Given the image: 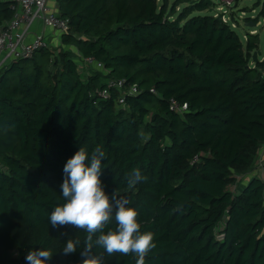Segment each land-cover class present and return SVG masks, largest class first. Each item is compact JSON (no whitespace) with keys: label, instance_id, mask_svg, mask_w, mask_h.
Wrapping results in <instances>:
<instances>
[{"label":"trees","instance_id":"obj_1","mask_svg":"<svg viewBox=\"0 0 264 264\" xmlns=\"http://www.w3.org/2000/svg\"><path fill=\"white\" fill-rule=\"evenodd\" d=\"M54 1L70 22L61 44L0 71V264H26L43 247L58 250L50 264H80V250L62 247L86 234L48 217L66 202L63 167L81 146L104 149L106 194L127 197L140 231L153 234L145 264H264V178L240 181L264 145L259 33L245 38L217 20L214 0ZM14 15L0 0V26ZM111 80L138 93L122 104ZM172 97L188 109L172 110ZM135 168L148 179L130 186ZM95 251L104 264L138 259Z\"/></svg>","mask_w":264,"mask_h":264},{"label":"clouds","instance_id":"obj_2","mask_svg":"<svg viewBox=\"0 0 264 264\" xmlns=\"http://www.w3.org/2000/svg\"><path fill=\"white\" fill-rule=\"evenodd\" d=\"M11 125L6 130H11ZM106 159L104 149L97 146L91 154L81 146L70 157L63 167V182L60 185L61 195L66 201L54 207L49 214L52 228L71 227L76 232L83 231L86 235L68 238L62 247V255L68 256L80 250V264H104L103 254L95 249L102 248L109 256L114 254H134L136 264H145V257L156 247L151 232H141L137 220L138 211L129 206L131 201L114 191L111 196L106 194L101 181L103 164ZM148 177L139 168L126 174L125 180L130 186L146 182ZM115 222V230L105 229ZM67 235L61 231L60 237ZM82 249V250H81ZM58 251V250H57ZM43 247L28 251L26 264H50L54 254Z\"/></svg>","mask_w":264,"mask_h":264},{"label":"built area","instance_id":"obj_3","mask_svg":"<svg viewBox=\"0 0 264 264\" xmlns=\"http://www.w3.org/2000/svg\"><path fill=\"white\" fill-rule=\"evenodd\" d=\"M5 1L10 2V6L15 11V15L11 20L0 26V71L6 64L18 59L31 58L38 50L49 46L48 41L42 34H36L32 40H27L30 34V27L35 20H41L45 27L57 31L61 35L70 31L69 19L60 15L58 8L52 6V0L51 2L50 0ZM221 2L230 7L235 0H221ZM227 11L224 10L226 13ZM226 13L223 15L225 22L228 21L226 20ZM84 61L88 65L96 64V66L104 68V65L93 57H85ZM109 86L118 87L122 90V97L120 98L122 104H125L126 94L138 93V86L136 84L130 85L127 89L124 80H111ZM152 92L156 93V90L152 89ZM102 94L106 97L109 96V92L106 90ZM170 108L178 113H184L188 109V104L181 103L172 97L170 98ZM260 152L257 160V169L263 167L262 161L264 155Z\"/></svg>","mask_w":264,"mask_h":264},{"label":"rangeland","instance_id":"obj_4","mask_svg":"<svg viewBox=\"0 0 264 264\" xmlns=\"http://www.w3.org/2000/svg\"><path fill=\"white\" fill-rule=\"evenodd\" d=\"M236 1V0H235ZM263 2V0H261ZM51 2V0H50ZM259 0H237V3L234 2L230 7L225 5L221 0H214V5L212 8V11L209 9L207 12L209 13H215L216 16L224 12V10H228L226 15V20H229L230 23H232L234 26H236L234 29L239 33L240 36L247 35L248 32L253 33L257 32L260 36V49L264 53V19L260 18L258 24L250 26L254 21L249 20V17L251 18H257L259 15V12L261 10V5H258ZM182 7H179L178 10H181ZM171 14V12H170ZM235 18V19H233ZM225 22V21H224ZM253 31V32H252ZM81 64V62H80ZM261 154L264 155V145L261 149ZM262 168H264V158L262 161ZM260 169H257V167L254 170V174H259ZM263 174V172H262ZM251 175V174H250ZM253 175V174H252ZM250 177H246V179H249ZM247 181V180H246Z\"/></svg>","mask_w":264,"mask_h":264},{"label":"crops","instance_id":"obj_5","mask_svg":"<svg viewBox=\"0 0 264 264\" xmlns=\"http://www.w3.org/2000/svg\"><path fill=\"white\" fill-rule=\"evenodd\" d=\"M51 4H52V6H56L57 7L56 1L52 0ZM36 34H42V35H44V37L48 41L49 45L57 46V45H60L61 42H62V35L59 32H57V31H54V30H52V29H50L48 27H45L44 24H43V22L41 20H35L33 22V24L30 27V34H29L27 40H32L33 37ZM259 50H261V49H259ZM263 54L264 53L262 52V54H261L262 58H263ZM261 56H259V58ZM254 170L251 171V172H248L244 176H242V178L240 180L241 183L246 184L252 176L256 175V174H254ZM262 172H263V174H262ZM262 175H263V178H264V168H261L260 169L259 176H262ZM246 177H250V178L249 179H246Z\"/></svg>","mask_w":264,"mask_h":264},{"label":"water","instance_id":"obj_6","mask_svg":"<svg viewBox=\"0 0 264 264\" xmlns=\"http://www.w3.org/2000/svg\"><path fill=\"white\" fill-rule=\"evenodd\" d=\"M208 2L212 3V0H208ZM210 10L212 11V8H210ZM223 15H224V13L220 12V14L218 16H216L217 20H219L220 22H224ZM255 24L256 23H252L250 26L255 25ZM261 54H262L261 50L254 51V53H253V62H257L259 60V56Z\"/></svg>","mask_w":264,"mask_h":264}]
</instances>
